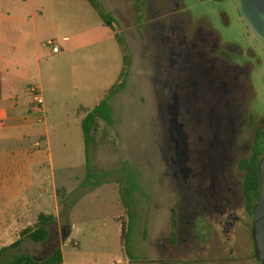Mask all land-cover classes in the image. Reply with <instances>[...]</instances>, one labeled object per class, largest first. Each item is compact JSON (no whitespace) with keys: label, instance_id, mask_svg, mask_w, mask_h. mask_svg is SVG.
Instances as JSON below:
<instances>
[{"label":"rangeland","instance_id":"obj_1","mask_svg":"<svg viewBox=\"0 0 264 264\" xmlns=\"http://www.w3.org/2000/svg\"><path fill=\"white\" fill-rule=\"evenodd\" d=\"M60 1L63 5L49 17L51 30L44 41L57 43L60 54L52 55L49 48L40 46L36 59L31 58L34 71L29 84L40 89L45 113L39 126L47 134L39 148L33 147L36 139H30L27 148L42 152L47 178L40 190L34 188L25 195L31 201L41 194L43 203L29 207L23 230L33 228L40 214L58 211L57 220L48 228L50 247L42 246L39 253L28 238H23L27 244L16 250L12 259L24 254L48 258L52 243L58 245L65 238L61 244L63 264H158L147 261L159 256L151 245L161 234H168L169 209L182 197L171 170L173 153L166 125L170 116L158 107L152 85L156 77L148 57L152 47L149 44L146 49L140 36L134 0H98L117 20L115 31L103 25L86 0ZM182 2L193 18L202 17L211 24L223 44L238 45L245 59H249V51L259 56L251 63L255 75L264 79V52L256 46L231 0L223 5L210 0ZM151 15L143 8L142 22ZM55 23L60 27L54 28ZM114 34L125 39L131 64L125 89L109 101L112 126L100 121L95 143L89 147V176L77 118L84 116L80 106L93 108L118 79L122 58ZM64 38L67 42H62ZM256 92L264 99V84H256ZM28 120L36 121V117L31 115ZM185 131L191 134L187 126ZM10 211L13 209L6 208L7 215ZM67 224L72 227L68 237ZM164 258L170 264H191L194 260L191 255Z\"/></svg>","mask_w":264,"mask_h":264},{"label":"flooded vegetation","instance_id":"obj_2","mask_svg":"<svg viewBox=\"0 0 264 264\" xmlns=\"http://www.w3.org/2000/svg\"><path fill=\"white\" fill-rule=\"evenodd\" d=\"M144 12L152 15L142 22L140 36L146 49L152 47V85L158 107L170 116L171 170L182 197L169 209L168 234L151 245L158 258L147 261L170 264L165 256L191 255V264H262L253 212L264 151L256 166L246 164L256 132H264V99L256 92L264 79L251 63L259 56L249 51L245 59L238 45L223 44L211 24L193 18L182 0H144ZM220 16L228 23L224 13Z\"/></svg>","mask_w":264,"mask_h":264},{"label":"crops","instance_id":"obj_3","mask_svg":"<svg viewBox=\"0 0 264 264\" xmlns=\"http://www.w3.org/2000/svg\"><path fill=\"white\" fill-rule=\"evenodd\" d=\"M62 5L60 0H37V4L33 0H0V264H11L13 253L27 244L23 239L18 247L13 246L20 239L29 207L43 203L41 194L31 201L25 197L34 188L40 190L47 178L42 165L45 158L42 152L27 148L30 139H36L34 148L35 143H39L40 147L47 134L36 121L28 120L33 115L29 95V88L32 87L29 80L34 71L31 58L36 59L38 47L44 46L45 37L51 30L49 17L52 14L55 16L58 11L56 8ZM38 9L41 11L39 14ZM84 13L90 14L86 10ZM68 24L71 25V21ZM53 27L58 28L60 24L55 23ZM80 119L77 118L79 123ZM14 141L16 144L13 145L6 143ZM54 200L58 207L56 196ZM6 208L13 209L10 215L6 214ZM57 214L58 211L53 215L55 220ZM67 226L68 237L72 227L69 224ZM64 239L58 245L52 243L54 247L48 258L57 249L62 255L61 244ZM30 241L39 253L42 246H51L47 241ZM31 257L37 262L48 259Z\"/></svg>","mask_w":264,"mask_h":264},{"label":"trees","instance_id":"obj_4","mask_svg":"<svg viewBox=\"0 0 264 264\" xmlns=\"http://www.w3.org/2000/svg\"><path fill=\"white\" fill-rule=\"evenodd\" d=\"M92 9L97 13L99 18L105 27L111 31H115V26H118L117 20L111 15L105 12L101 3L98 0H86ZM144 8V0H134L133 9L135 13V22L138 27L142 24V12ZM116 42L118 44L119 52L122 58V69L118 76L117 81L107 90L101 100L93 107H80V110L84 113V116L80 119V126L83 134V140L85 145V157H86V170L89 176H91L90 161L88 157L89 147L95 143V134L99 130L100 121L104 122L108 126H112V111L109 105V101L118 93L123 91L126 87L128 70L131 64V58L128 46L125 39L118 34H114ZM264 151V132L258 130L256 132L255 147L250 160L247 161V165L256 166L259 157ZM135 185V180L132 177V186ZM58 193V192H57ZM55 217L53 215L40 214L37 217V222L33 228H27L21 231L20 239L16 241L13 246L18 247L21 244L23 238H28L34 242H44L49 237V227L54 223ZM132 217L129 220L131 222ZM1 255V254H0ZM128 257H130L128 255ZM62 255L61 251L57 249L52 256L48 259L37 262L29 255H20L14 258L11 264H61Z\"/></svg>","mask_w":264,"mask_h":264},{"label":"water","instance_id":"obj_5","mask_svg":"<svg viewBox=\"0 0 264 264\" xmlns=\"http://www.w3.org/2000/svg\"><path fill=\"white\" fill-rule=\"evenodd\" d=\"M234 2L241 22L255 42L264 50V0H234ZM172 116L175 118L174 114ZM177 127L180 129V126ZM181 143L184 145L183 141ZM181 156H184L183 150ZM259 174L261 176L260 195L253 212V239L256 253L264 264V160L259 163Z\"/></svg>","mask_w":264,"mask_h":264},{"label":"built area","instance_id":"obj_6","mask_svg":"<svg viewBox=\"0 0 264 264\" xmlns=\"http://www.w3.org/2000/svg\"><path fill=\"white\" fill-rule=\"evenodd\" d=\"M62 42H67V39L64 38ZM44 47H47L50 49V52L52 55H58L60 54L61 48L60 46L53 42L48 41L46 44H44ZM29 93L31 94V110L33 115L36 117V123L41 124L44 121V110H43V99L41 96L40 89L36 87H30ZM35 148L39 147V143H35ZM112 264H121V261H117Z\"/></svg>","mask_w":264,"mask_h":264}]
</instances>
